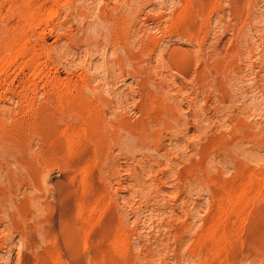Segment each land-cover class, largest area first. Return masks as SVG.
I'll return each mask as SVG.
<instances>
[{
	"label": "rangeland",
	"instance_id": "rangeland-1",
	"mask_svg": "<svg viewBox=\"0 0 264 264\" xmlns=\"http://www.w3.org/2000/svg\"><path fill=\"white\" fill-rule=\"evenodd\" d=\"M0 264H264V0H0Z\"/></svg>",
	"mask_w": 264,
	"mask_h": 264
}]
</instances>
